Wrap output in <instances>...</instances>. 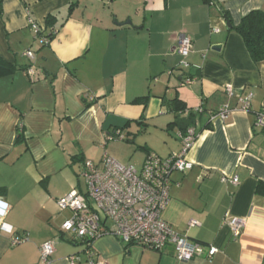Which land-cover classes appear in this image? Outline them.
Wrapping results in <instances>:
<instances>
[{"label": "crops", "instance_id": "crops-1", "mask_svg": "<svg viewBox=\"0 0 264 264\" xmlns=\"http://www.w3.org/2000/svg\"><path fill=\"white\" fill-rule=\"evenodd\" d=\"M2 7L0 56L16 69L0 78V211L7 208L0 264H42L40 247L52 239L49 264H71L68 257L80 253L75 264H90L84 246L61 231L73 212L59 209L58 199L86 191L85 162L98 164L105 152L124 164L140 154L138 168L150 152H179L185 131L170 126L175 98L187 106L183 116L194 113L197 137L187 153L192 169L172 175L163 217L220 251L179 261L171 245L159 252L106 235L95 242V259L264 264V128L255 125L264 109V61L253 60L234 29L251 11H264V0H2ZM181 32L194 42L186 59L175 50ZM50 34L44 43L41 35ZM116 131L124 138L107 140ZM234 219L244 220L238 235ZM25 234L28 241L12 243Z\"/></svg>", "mask_w": 264, "mask_h": 264}, {"label": "built area", "instance_id": "built-area-1", "mask_svg": "<svg viewBox=\"0 0 264 264\" xmlns=\"http://www.w3.org/2000/svg\"><path fill=\"white\" fill-rule=\"evenodd\" d=\"M32 29L41 34V27L31 23ZM219 28L212 32L218 33ZM44 43L49 42L47 36H42ZM194 49L192 38L181 32L177 39L176 52L186 59ZM33 59L34 52L28 50L24 53ZM182 64L187 65L186 61ZM29 74L38 78L37 69L30 68ZM187 79L185 83H191ZM227 91H231L230 88ZM252 95L242 99L243 108L248 110ZM229 112H221L225 116ZM255 125L264 128V109L257 113ZM197 137L195 126H189L180 135L182 149L168 157H162L150 152L143 165L138 168L132 164H124L104 153L101 161L96 164L86 161L83 178L86 191L73 190L58 199L59 209H69L72 216L63 223L61 231L73 242L84 246L83 254L87 256L90 264H109L107 260L95 259V242L106 235L120 239L125 245H138L156 251H164L168 246H173L175 256L179 261H190L197 256L206 254L211 260L220 250L214 245H205L191 240L188 235L177 231L167 222L163 213L170 202V188L172 175L175 172L187 173L193 167L187 153ZM107 140L114 138L123 139L120 131L108 133ZM235 183L238 182L234 178ZM7 208L0 211V222L6 214ZM231 227L238 235L244 226V220L234 219ZM190 226L199 225L196 220H191ZM29 240L27 234L14 237L13 244ZM57 239L43 243L40 247L42 264H49L56 251ZM71 264L81 260L80 254L68 257Z\"/></svg>", "mask_w": 264, "mask_h": 264}, {"label": "trees", "instance_id": "trees-1", "mask_svg": "<svg viewBox=\"0 0 264 264\" xmlns=\"http://www.w3.org/2000/svg\"><path fill=\"white\" fill-rule=\"evenodd\" d=\"M212 1L214 0H206ZM2 0H0V16H2ZM226 18H228L226 12H224ZM50 18L48 22H50ZM229 20V19H228ZM233 29L232 27L229 28ZM234 29L242 36L246 47L255 62L260 63L264 61V11L263 10H253L243 17L240 24L235 26ZM49 39L52 38V34L47 36ZM16 69V65L7 62L0 56V78L12 73ZM169 106L172 107L175 113V119L170 126L178 125L181 130L186 131V129L191 126L194 122V113L190 112L188 116H183L182 113L187 109L184 101L175 98L170 103Z\"/></svg>", "mask_w": 264, "mask_h": 264}, {"label": "rangeland", "instance_id": "rangeland-1", "mask_svg": "<svg viewBox=\"0 0 264 264\" xmlns=\"http://www.w3.org/2000/svg\"><path fill=\"white\" fill-rule=\"evenodd\" d=\"M112 145H113V147H116L117 145L119 146L120 144L119 143L118 144L113 143ZM140 158H141L140 154L135 155L129 161H127L126 163L127 164H136L137 162H139Z\"/></svg>", "mask_w": 264, "mask_h": 264}, {"label": "water", "instance_id": "water-1", "mask_svg": "<svg viewBox=\"0 0 264 264\" xmlns=\"http://www.w3.org/2000/svg\"><path fill=\"white\" fill-rule=\"evenodd\" d=\"M227 26H228V28L232 27L230 20H227ZM220 49H221V44H217V45L213 46V50L219 51Z\"/></svg>", "mask_w": 264, "mask_h": 264}]
</instances>
